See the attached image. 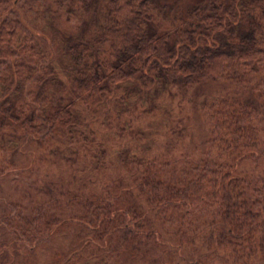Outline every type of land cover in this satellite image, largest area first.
Wrapping results in <instances>:
<instances>
[{
  "label": "trees",
  "instance_id": "obj_1",
  "mask_svg": "<svg viewBox=\"0 0 264 264\" xmlns=\"http://www.w3.org/2000/svg\"><path fill=\"white\" fill-rule=\"evenodd\" d=\"M54 3L68 20L82 23L68 31L71 41L65 45L69 88L19 10H0L3 150L13 146L23 152L21 142L42 146L56 125L87 122L83 111L70 108L74 101L90 106L127 80L186 86L220 79L244 87L248 96L227 94L205 104L211 129L197 159L183 154L177 167L162 156L122 158L144 204L115 205L118 197L109 186L89 197L71 194L68 202L82 212L60 219L57 195L29 208L7 202L0 226L13 245L7 240L4 246L12 247L13 256L28 255L56 229L74 223L79 246L69 251L70 244L60 252L66 255H57L64 264H129L136 257L145 264H264V0H202L166 29L159 26L154 0ZM39 13L34 11L35 18ZM35 82L51 85L50 101L41 91L28 97ZM63 93L60 104L56 97ZM69 133L73 136L71 128ZM93 134L78 136L86 142ZM9 169L0 162V175ZM53 201L58 204L52 207ZM83 251L96 257L85 258ZM5 261L0 257V264H15Z\"/></svg>",
  "mask_w": 264,
  "mask_h": 264
},
{
  "label": "rangeland",
  "instance_id": "obj_2",
  "mask_svg": "<svg viewBox=\"0 0 264 264\" xmlns=\"http://www.w3.org/2000/svg\"><path fill=\"white\" fill-rule=\"evenodd\" d=\"M42 1L44 5L37 0H0V10L4 6L19 10L26 30L34 35L57 76L69 88V56L65 45L71 41L68 31L72 29L76 32L82 23L68 20L66 14L57 9L54 0ZM154 1L159 26L166 29L175 24V17L202 0ZM29 5L31 10L28 9ZM35 10H40L37 18ZM159 83L146 84L140 78L127 80L118 83L104 99L90 106L75 100L70 108L77 113H80L78 110L83 111L81 116L86 117L87 122L81 120L77 123L73 120L72 124H58L42 146L21 142L23 152L13 150V146L4 150L0 148V162H7L12 167L0 175V225L2 217L7 216L4 211L7 202L20 201L29 208L33 204L51 201L53 196L56 200L58 197L60 206L56 201L51 205L58 204L59 215L56 217L60 219L82 212L76 202H68L71 194L89 197L100 193L106 186L118 197L115 205L119 207L127 204L126 201L144 204L134 189L133 176L122 158L127 154L162 156L170 158L177 167L182 164L183 154L191 156L189 161L197 159L204 155L211 129L205 104L227 94L238 99L248 96L244 87L220 79L202 80L186 86ZM29 87V98L41 91L47 94L48 101L51 100L53 90L48 82L30 83ZM63 95L58 94L56 102L62 104ZM70 96L65 93L66 101ZM70 128L73 136H70ZM91 130L94 134L82 142L78 133ZM97 160L98 164L95 163ZM128 193L132 194L131 198ZM75 229L74 223L56 229L48 240L39 243L28 255L17 252L13 256L12 247L4 246L7 240L11 243L12 236L0 226V257L5 262L12 260L15 264H64L65 261L56 260V257L69 249L70 244L69 251L79 246V239H73ZM23 249L20 251L27 252ZM82 254L89 259L96 257L86 251ZM69 257L73 260V254ZM129 264L145 263L136 257L129 260Z\"/></svg>",
  "mask_w": 264,
  "mask_h": 264
}]
</instances>
